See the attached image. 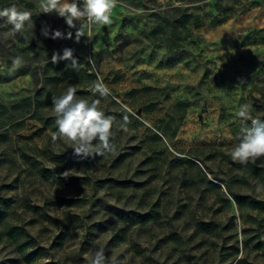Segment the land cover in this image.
Wrapping results in <instances>:
<instances>
[{"label":"rangeland","instance_id":"1","mask_svg":"<svg viewBox=\"0 0 264 264\" xmlns=\"http://www.w3.org/2000/svg\"><path fill=\"white\" fill-rule=\"evenodd\" d=\"M12 4L32 12L34 27L13 37L0 19V264H90L101 246L126 264H264L254 247L264 211L239 209L229 194L264 202L255 192L264 159L241 165L228 154L241 104L264 119V0H118L112 24L85 25L79 43L38 0L0 9ZM45 24L73 39L45 37ZM66 47L111 90L101 107L116 117L114 153L80 160L52 140L51 109L47 127L3 107L32 97L45 61ZM17 56L24 64L10 71Z\"/></svg>","mask_w":264,"mask_h":264},{"label":"clouds","instance_id":"2","mask_svg":"<svg viewBox=\"0 0 264 264\" xmlns=\"http://www.w3.org/2000/svg\"><path fill=\"white\" fill-rule=\"evenodd\" d=\"M118 0H38V8L43 14L56 13L63 18L69 29H76L75 42L79 43L81 37H87L85 25L90 30L93 25L112 24V10L117 6ZM32 12L21 9L16 4L0 9V19L4 20L11 29L7 35L15 36L25 31L26 27H34ZM79 23V27H77ZM41 34L52 39H73V32L67 33L61 30H51L47 24L42 26ZM89 39V38H88ZM61 60L69 61L74 70H79L80 62L74 56V50L64 48L62 55L54 51L51 62L56 64ZM88 62L94 63L92 58ZM22 57L12 58V68L15 71L22 67ZM243 78H239L237 86L244 84ZM91 92L101 98L112 95L110 88L102 78L98 77L91 87ZM254 109L249 103L241 104L235 112L239 120V142L234 144L228 154L233 162L241 165L256 163L264 159V119L254 117ZM52 112L55 117L56 131L52 133V140L66 141L73 150V155L80 160L89 157L103 156L116 151L115 134L113 126L116 117L107 115L101 107V99L89 101L77 96V87L69 85L59 95L52 98ZM129 115H124L119 124V129L128 132L130 124ZM98 142V143H94ZM64 178L72 176V169L62 173ZM258 195H264V184L258 183L255 187ZM90 264H126V261L110 260L105 256L104 247H98L91 254Z\"/></svg>","mask_w":264,"mask_h":264},{"label":"trees","instance_id":"3","mask_svg":"<svg viewBox=\"0 0 264 264\" xmlns=\"http://www.w3.org/2000/svg\"><path fill=\"white\" fill-rule=\"evenodd\" d=\"M177 23L182 24V21L177 20ZM174 25L173 28L175 29L177 27L176 22ZM161 44H164L167 49H173L174 47V44L168 38H164L161 41ZM74 56L80 62L79 70H74L68 65L70 63L69 61L61 60L60 62L53 64L51 58L47 59L41 68V83L34 92V95L32 97L21 98L9 104H4V109L7 110L9 108L11 113L19 118L28 115V117L36 119L42 125L51 127L52 117L46 116V111L49 109L52 110V98L54 96H59L61 94L59 90L66 85H75L77 87V96L79 97L90 99V101L93 99H101L102 102V99L104 98L99 97L98 94L94 95L90 90L93 83L97 80L96 74L85 65L82 57L77 55ZM37 82H39V79ZM55 130L57 129L55 128ZM229 194L239 209L247 207L252 210L264 211V202L252 199L248 200L247 197L231 190H229ZM197 226L202 231L208 232L213 229V226L216 227L217 224L214 222H197ZM9 236L14 239L19 237L18 234H14L12 231L9 232ZM24 247L25 245L23 244L20 246V252H23ZM254 247L256 249H264V240L260 239ZM35 254L36 252H31L25 255V262L31 263L35 259Z\"/></svg>","mask_w":264,"mask_h":264}]
</instances>
